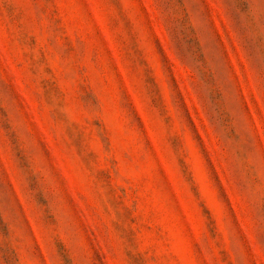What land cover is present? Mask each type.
Wrapping results in <instances>:
<instances>
[{
    "label": "rangeland",
    "instance_id": "rangeland-1",
    "mask_svg": "<svg viewBox=\"0 0 264 264\" xmlns=\"http://www.w3.org/2000/svg\"><path fill=\"white\" fill-rule=\"evenodd\" d=\"M0 264H264V0H0Z\"/></svg>",
    "mask_w": 264,
    "mask_h": 264
}]
</instances>
